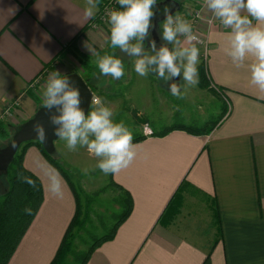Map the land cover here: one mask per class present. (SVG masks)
<instances>
[{
    "label": "crops",
    "instance_id": "0c3cea01",
    "mask_svg": "<svg viewBox=\"0 0 264 264\" xmlns=\"http://www.w3.org/2000/svg\"><path fill=\"white\" fill-rule=\"evenodd\" d=\"M104 1L99 0L98 11ZM178 1L179 16L191 23L188 10L199 11L193 32L208 43L207 75L223 92L229 112L206 136L176 129L135 143L132 164L112 175L130 194L132 211L86 264H264V93L250 84V58L237 68L226 55L229 30L216 21L210 34L204 0ZM85 6V0H0V126L6 131L39 109L42 99L31 83L40 78L45 86L52 71L64 73L59 59L75 38L77 52L91 63L95 56L86 44L125 62L120 80L105 76L98 85L107 95L104 106L125 102L136 110L152 105L156 81L139 76L133 58L111 48L110 26L90 28L93 17H85ZM141 91L150 94L141 96ZM54 147L65 151L66 142L57 139ZM23 165L40 180L43 202L8 264H49L75 214V198L35 146L24 150ZM53 178L62 195L50 192ZM182 183L188 186L182 188L180 212L164 227L159 218Z\"/></svg>",
    "mask_w": 264,
    "mask_h": 264
},
{
    "label": "clouds",
    "instance_id": "9594fccd",
    "mask_svg": "<svg viewBox=\"0 0 264 264\" xmlns=\"http://www.w3.org/2000/svg\"><path fill=\"white\" fill-rule=\"evenodd\" d=\"M117 3L119 9L108 13L111 48L133 58L134 71L139 76L155 74L168 85L174 97L183 98L181 80L185 87L199 84L200 49L196 44L200 38L194 34L192 23L179 15L174 16L172 4H166L161 11L157 0H117ZM85 5V17H94L99 0H85ZM204 6L211 13L207 20L210 34L216 21L229 30L226 33V55L237 68L243 67L250 58L247 65L250 84L264 93V0H204ZM158 14L163 16V21L157 27L154 21ZM153 31L162 41L159 47L152 38ZM180 37L184 38L183 41ZM86 49L96 57L100 76L120 80L125 75L121 58L115 54L101 55L87 44ZM41 99V108L49 112L53 135L65 141L68 150L86 148L97 159L96 167L105 175L118 174L132 164L138 147L133 143V132L124 122H114L113 111L104 106L99 97L92 96L91 104L95 108L86 112L81 107L78 86L54 70L49 74ZM33 131L36 139L46 142L48 137L42 124H34ZM18 179L36 188V182L30 177L20 174ZM50 192L62 195V187L54 178L50 182ZM24 211L32 214L31 208Z\"/></svg>",
    "mask_w": 264,
    "mask_h": 264
},
{
    "label": "rangeland",
    "instance_id": "374dc122",
    "mask_svg": "<svg viewBox=\"0 0 264 264\" xmlns=\"http://www.w3.org/2000/svg\"><path fill=\"white\" fill-rule=\"evenodd\" d=\"M180 1L183 3V0ZM190 10L194 11L195 9ZM190 10H188V14ZM180 13L177 12L176 15H180ZM181 17L184 18L185 16ZM180 39L183 41L184 38L180 37ZM145 45L147 47V43ZM169 47L172 46L169 45ZM197 47L200 49L198 68L201 65L205 66L206 60L203 57L202 48ZM74 49L72 50L71 47L67 46L61 53L58 66L61 65L60 71L64 72L62 75L76 74L88 79V83L104 105L107 95L98 90L100 88L98 85L102 82V79H105V76H100L99 74L95 64L96 57L92 63L87 59L81 62L80 56L82 55L77 52L76 44H74ZM100 53L101 55L105 54L104 51ZM62 68H65V70H62ZM149 77L156 81L157 88L155 89H158L155 90V96L151 97L152 105L149 108L140 109L141 107H139L133 110L129 107L130 104L125 102L119 103L120 106L110 108L114 113V122H124L133 132V137L137 135H149L152 129L160 130L171 124L203 126L209 121L222 120V117L228 112L229 106L227 100L223 96L220 97L214 94L210 83L206 82L203 84L199 81V84L194 87H185L184 81L181 80L183 98H177L170 93L168 85L163 80L158 79L155 74L151 73ZM43 89L44 85L39 80L34 93L37 96H41ZM149 94L150 91H141L140 93L141 96ZM92 108L94 109L95 107L92 105ZM137 110H143V116L135 117L134 114ZM16 131V128H12L10 131L8 130L5 136H0V148L8 144ZM55 156L61 167L69 174L76 189L83 192L85 196H81L83 209H85L86 200L89 206V221L85 230L75 232L77 237L74 241V248L76 252L82 253L87 250L92 240L108 232L114 222L112 220L113 215L119 214L121 211L118 202L122 194L110 185L109 175H105L96 167L97 159L88 153L86 148L78 147L76 151H70L66 147L65 151H55ZM85 169L88 171L85 172ZM5 190V176L0 173V195ZM68 262L70 264H78L73 254L68 258Z\"/></svg>",
    "mask_w": 264,
    "mask_h": 264
},
{
    "label": "trees",
    "instance_id": "16d2710c",
    "mask_svg": "<svg viewBox=\"0 0 264 264\" xmlns=\"http://www.w3.org/2000/svg\"><path fill=\"white\" fill-rule=\"evenodd\" d=\"M162 1L164 0H157V5ZM175 1L180 4L181 10L182 4L178 0ZM176 14L177 12L174 15ZM108 36L110 37V32H108ZM75 40L76 38L73 39L68 45V47H71L72 50L74 49ZM80 58L81 62L82 60L84 61L87 59L86 56H80ZM198 72L199 81L201 83H210L206 66H199ZM83 79L90 87L94 95H96L97 93L88 83V79ZM212 91L214 92V94H217L220 97L223 96V92L218 87L212 86ZM32 96L35 97L34 95ZM40 107L41 105L39 106V108ZM92 109L93 108L91 106V110ZM220 121L221 120L209 121L206 122L203 126L171 124L163 127L160 130L153 129L149 135H137L134 137L133 143L141 142L146 136L150 135L160 137L165 136L176 129L185 131L192 135L206 136L209 135L219 125ZM7 132L8 131H6L4 127L0 126V134L6 135ZM30 145L35 146L40 151L45 160L63 176L73 192L76 203L75 214L70 221L69 226L67 227V230L53 259L49 264H70L68 262V258H70L72 254L75 261H78V264H86L95 248H97L104 242L112 240L118 227L129 217L133 206L132 198L126 190H124L121 186L117 185L113 181L112 175L109 174L110 185H112L122 194L118 202V206L121 211L119 214L113 215L112 220L114 222L106 234L92 240V243L88 246L85 252H76L74 248V241L77 237L75 235V232H82L83 230H85V227L89 221V206L87 204V200L85 198L86 204L85 209H83V205L81 203V196H84L83 192L76 189L69 177V174L61 167L58 159L55 156V152L51 155L47 154L39 142H28L22 144L14 155V158L9 164L7 170L2 173L5 176L6 180V190L3 194L0 195V264H8L43 202V189L40 180L34 174L29 172L23 165L24 150ZM20 174L33 179L36 182V188L33 189L26 183H22L18 179V176ZM184 185L186 187L188 186V184L185 183H182L181 186H179L178 190L172 196L165 210L160 216L159 223L162 226H169L179 214L183 203L182 188L184 187ZM26 208H31V215L25 213L24 210ZM214 216L216 219L218 218V213L216 210L214 212Z\"/></svg>",
    "mask_w": 264,
    "mask_h": 264
},
{
    "label": "water",
    "instance_id": "95a60500",
    "mask_svg": "<svg viewBox=\"0 0 264 264\" xmlns=\"http://www.w3.org/2000/svg\"><path fill=\"white\" fill-rule=\"evenodd\" d=\"M166 4H172V13L173 15L179 11L180 4L175 0H164L158 4L161 11L163 10ZM163 21V16L158 14L157 20L154 21L159 26V23ZM152 38L157 41V46L159 47L162 41H160L159 36L156 31L152 32ZM148 44V43H147ZM71 82H74L76 86H78L80 93L82 104L81 107L85 109L87 112L91 110V98L93 96V92L84 79L76 74L67 76ZM178 80V78H177ZM54 111V110H53ZM36 123L42 124L46 129L47 140L45 143L40 142L36 139V134L33 131V125ZM58 138L53 135V127L49 122V112L46 109L39 108L33 117H31L28 121L20 125L8 142V144L0 149V173H3L7 170L9 164L12 162L14 155L22 144L28 142H39L42 145V148L47 154H53L55 152L54 142Z\"/></svg>",
    "mask_w": 264,
    "mask_h": 264
},
{
    "label": "built area",
    "instance_id": "2783aa9c",
    "mask_svg": "<svg viewBox=\"0 0 264 264\" xmlns=\"http://www.w3.org/2000/svg\"><path fill=\"white\" fill-rule=\"evenodd\" d=\"M114 9L118 10L117 0H105L101 4V7H100L98 13L96 14V16L90 22V24H89L90 28L94 29V30H96V29L99 30V29H101L102 27H105V26L109 27V24H108V13L111 10H114ZM190 11H189V16L191 17V19H193L192 20V26H193V29H194L195 28V23L198 22V20H199V11H197L196 9L194 11H191V13H190ZM194 34H196V33L194 32ZM199 38H200V42H198L196 45L202 48L203 57H204V59H206L208 51H209V46H208V43L205 41V39H203L201 36H199ZM39 80H40V78L35 79L31 83V86L33 88L37 87L38 84H39ZM93 96H96V95H94V93H93ZM93 106H95V105H93ZM228 106H229V104H228ZM229 109L230 108L228 107V112H229Z\"/></svg>",
    "mask_w": 264,
    "mask_h": 264
},
{
    "label": "flooded vegetation",
    "instance_id": "af4514ba",
    "mask_svg": "<svg viewBox=\"0 0 264 264\" xmlns=\"http://www.w3.org/2000/svg\"><path fill=\"white\" fill-rule=\"evenodd\" d=\"M146 43H148L147 41H145Z\"/></svg>",
    "mask_w": 264,
    "mask_h": 264
}]
</instances>
